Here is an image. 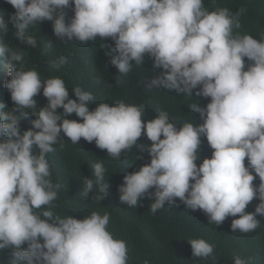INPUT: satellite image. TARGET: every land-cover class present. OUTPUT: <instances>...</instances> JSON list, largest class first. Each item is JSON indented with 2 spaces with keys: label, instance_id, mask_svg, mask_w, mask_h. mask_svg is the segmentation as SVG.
<instances>
[{
  "label": "clouds",
  "instance_id": "obj_1",
  "mask_svg": "<svg viewBox=\"0 0 264 264\" xmlns=\"http://www.w3.org/2000/svg\"><path fill=\"white\" fill-rule=\"evenodd\" d=\"M15 36L25 45L36 47L34 25L51 21L60 40L83 43L111 38L115 44L106 55L118 70L116 84L131 71L133 62L144 63L145 54L153 67L161 70L149 87L159 86L178 94L210 98L205 107L189 105L203 123L170 120L165 110L145 122V106L117 101H95L92 92L77 86L70 98L62 78L42 79L35 69L17 62L24 59L0 42L9 90L15 106L5 111L0 103V250L11 249V264H129L127 242L110 232V214L93 211L78 219L60 217L51 209L60 185L51 180L47 156L61 142V132L73 144L81 138L95 141L109 157L137 146L151 156L139 170L125 174L119 185L120 201L136 208L141 198L154 196L150 212L154 215L177 198L187 208L202 210L209 224L220 225L228 217L233 232L256 230L264 216V35L234 34L241 28V7L208 10L204 0H7ZM74 3V15L66 20V9ZM0 17V33L7 32ZM48 47H51L49 41ZM245 58L250 62L246 68ZM67 57L49 62L58 70ZM43 89L48 104L37 107L35 97ZM62 108L63 112H57ZM31 114L32 127L21 128V120ZM75 113L80 119H69ZM142 134L152 141L139 144ZM213 149L199 166L201 137ZM163 137V138H161ZM34 147L38 151L34 153ZM247 158V164L245 160ZM94 177L84 176L82 196L103 201L108 188L107 169L102 160L92 166ZM259 177L260 183L254 184ZM155 189L154 193L149 191ZM259 199L254 212L247 206ZM44 206L47 210L38 211ZM192 259L212 258L214 246L203 238L189 239ZM24 245H27L24 247ZM144 264H150L148 260ZM233 264H248L236 256Z\"/></svg>",
  "mask_w": 264,
  "mask_h": 264
},
{
  "label": "trees",
  "instance_id": "obj_2",
  "mask_svg": "<svg viewBox=\"0 0 264 264\" xmlns=\"http://www.w3.org/2000/svg\"><path fill=\"white\" fill-rule=\"evenodd\" d=\"M204 6L208 10L217 8H228L232 13L241 7L246 11L240 17L241 28L234 29V34H251L259 39L264 35V0H204ZM74 3L66 9V20L74 15ZM15 12L14 7L7 0H0V17L7 23V32L0 33V42L8 44L16 51L24 53V59L17 62V66L23 65L27 69H35L42 79L50 77L62 78L69 89L70 98H75L72 91L79 86L85 91H90L95 101L89 104L93 110L99 103L114 104L123 101L132 105L145 106L144 120L154 119L158 113L156 110H165L169 113L170 120L178 123L192 121L194 125L203 123L199 113L192 112L189 105L198 103L205 107L210 98L197 96L199 89H194L192 95L178 94L175 90L164 87L151 86L150 82L161 75V70L153 67V58L145 54L144 63L136 65L133 62L131 71L122 77L123 83L116 84L118 70L110 64V58L106 53L115 42L111 38L102 40L97 37L94 41L83 43L77 40H60L54 35L51 21H43L34 25L30 31L36 36L37 46L31 47L23 44L15 36V26L11 22V15ZM51 41V47H48ZM67 57V63L58 70L49 67V62L59 58ZM7 57L0 56V103L6 105L5 111H11L15 106L11 100L10 92L4 87L5 81L10 79L5 67ZM246 68L250 63L247 58ZM37 107L48 104L47 98L43 96V89L35 97ZM22 118L21 128L26 130L32 127V120L36 117L31 114ZM62 113L63 109L58 108ZM69 119L80 118L75 113L69 115ZM61 142L54 145V151L49 153L47 159L51 165V180L58 183L60 189L58 198L53 201L52 210L60 217L74 215L78 219L90 215L93 211L101 214H110L108 229L117 238L127 242L129 264H144L148 260L150 264H233L234 258L239 256L248 264H264V216L257 215L261 221L260 226L249 233L233 232L232 220L237 217H228L220 224H209L208 216L202 210H192L177 198L175 204H166L163 208L152 214L149 210L154 196L147 195L141 198L136 208L123 204L118 191L119 185L124 181L125 174L139 170L141 166L150 163L151 156L147 151H141L133 146L130 151L121 153L119 159L109 157L107 150H101L93 142H87L83 138L73 144L63 132ZM163 138V137H161ZM201 154L196 161L197 165L202 163L205 157H211L213 149L208 145L206 137H201ZM139 144L150 146L146 135L142 134ZM38 148L34 147V153ZM103 162L107 169L105 183L108 188L103 201H95L91 196H82L84 176L92 179L95 162ZM247 164V158L245 160ZM260 183L259 177L254 184ZM153 192L155 189H150ZM254 200L247 206L246 211L254 212L259 203ZM44 206L38 211L47 210ZM203 238L214 246V257L207 260L192 259V249L189 239ZM27 245H24L26 247ZM11 249L0 250V264H11Z\"/></svg>",
  "mask_w": 264,
  "mask_h": 264
}]
</instances>
